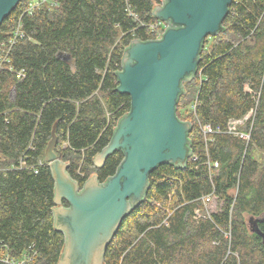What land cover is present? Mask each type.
I'll return each instance as SVG.
<instances>
[{"label": "trees", "instance_id": "trees-1", "mask_svg": "<svg viewBox=\"0 0 264 264\" xmlns=\"http://www.w3.org/2000/svg\"><path fill=\"white\" fill-rule=\"evenodd\" d=\"M157 3L48 0L28 9L20 0L0 24V241L14 252L32 245L34 264H57L64 245L45 158L52 127L54 150L80 185L115 173L121 150L100 167L93 158L129 111L115 73L133 39L155 38ZM221 26L205 38L176 106L192 125L191 156L149 173L105 264H264V0H232ZM248 114L237 127L248 137L228 131ZM206 195L215 209L206 210Z\"/></svg>", "mask_w": 264, "mask_h": 264}, {"label": "water", "instance_id": "water-1", "mask_svg": "<svg viewBox=\"0 0 264 264\" xmlns=\"http://www.w3.org/2000/svg\"><path fill=\"white\" fill-rule=\"evenodd\" d=\"M19 1L0 0V24ZM231 2L160 0L155 4L153 16L166 24L161 36L133 39L115 73L116 89L129 96L130 107L93 158L100 167L116 150L123 153L115 173L104 182L91 174L80 185L69 175L68 162L54 150L53 125L45 158L54 181L53 225L64 233L57 264H105L107 245L123 219L145 199L149 173L159 164L186 165L192 125L176 114L182 82L196 72L203 42L221 30ZM257 220L264 222V214Z\"/></svg>", "mask_w": 264, "mask_h": 264}, {"label": "built area", "instance_id": "built-area-1", "mask_svg": "<svg viewBox=\"0 0 264 264\" xmlns=\"http://www.w3.org/2000/svg\"><path fill=\"white\" fill-rule=\"evenodd\" d=\"M32 1L30 0L28 9H32L35 5L39 4L40 2L48 1V0H32ZM165 27L166 24L160 20H157L154 24L151 25V28L155 31V38H159L161 36V33L163 32ZM19 34H20V29L18 25L15 29L14 35L16 36ZM0 46L2 52H4L5 51L4 44L2 43L0 44ZM18 73L20 74L21 72ZM194 103L191 105L192 109H194ZM249 114L243 119L229 120L227 125L228 131L233 132L234 134H238L241 137H248L246 131L244 130L237 131V127L243 124L244 120L247 119ZM202 131L203 133H208L211 131V129L208 125H203ZM64 145H66V143H64ZM39 163H41V161H39ZM19 164H20L19 167L25 166L24 161H21ZM211 200L212 199L209 195L202 197L204 206H207V202H210ZM195 214L198 215L199 210H195ZM36 256H37V252L32 245H28L26 247L21 248L18 252H14L7 244L0 241V264H34Z\"/></svg>", "mask_w": 264, "mask_h": 264}, {"label": "rangeland", "instance_id": "rangeland-1", "mask_svg": "<svg viewBox=\"0 0 264 264\" xmlns=\"http://www.w3.org/2000/svg\"><path fill=\"white\" fill-rule=\"evenodd\" d=\"M32 2H34V1H32ZM188 108L190 109L191 108V105H189ZM214 205H215V203H214L213 200H211L210 202H207V206H205L206 207V210H213V209H215L217 206H214Z\"/></svg>", "mask_w": 264, "mask_h": 264}]
</instances>
